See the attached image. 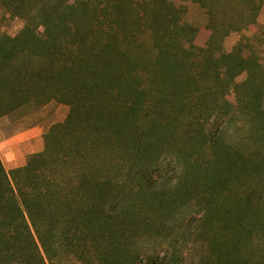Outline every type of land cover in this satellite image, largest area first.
Here are the masks:
<instances>
[{
    "label": "trees",
    "instance_id": "obj_1",
    "mask_svg": "<svg viewBox=\"0 0 264 264\" xmlns=\"http://www.w3.org/2000/svg\"><path fill=\"white\" fill-rule=\"evenodd\" d=\"M181 1L208 45L172 0L1 2L0 118L69 112L0 156V264H264V65L223 50L264 0Z\"/></svg>",
    "mask_w": 264,
    "mask_h": 264
},
{
    "label": "rangeland",
    "instance_id": "obj_2",
    "mask_svg": "<svg viewBox=\"0 0 264 264\" xmlns=\"http://www.w3.org/2000/svg\"><path fill=\"white\" fill-rule=\"evenodd\" d=\"M0 0V32L11 36L16 35L24 26V21L20 18L10 15L3 7ZM77 2L78 0H70ZM177 7L184 5L186 7L185 19L188 23L198 28V34L195 44L206 46L209 44L210 31L206 29V16L204 11L191 1L182 2L181 0H172ZM242 43V52L246 56L250 53L258 55L261 63L264 65V5L258 15L257 22L254 25L228 35L223 42V50L231 52L233 48ZM246 75H240L237 80L243 81ZM230 100L234 95H228ZM69 112V106L50 101L42 107L34 106L23 107L2 118H0V144L8 140L18 138L24 135V142L19 141L13 144L10 149L16 147L19 161H27L29 155L40 152L44 148V133L55 123L65 120ZM21 144V145H19ZM0 156L2 153L0 151ZM26 163V162H25ZM8 169V168H7ZM10 171V169H8Z\"/></svg>",
    "mask_w": 264,
    "mask_h": 264
},
{
    "label": "crops",
    "instance_id": "obj_3",
    "mask_svg": "<svg viewBox=\"0 0 264 264\" xmlns=\"http://www.w3.org/2000/svg\"><path fill=\"white\" fill-rule=\"evenodd\" d=\"M19 141L24 142V135H20L18 138L8 140V141L0 144V151L2 153L1 158H2V161H3L6 169L8 168L11 170V169L25 165L26 158L24 159V161H19L20 159H15L17 156V153H18V152H16L17 151L16 147H13L12 149H10V147L13 144H15V143L17 144ZM19 145H21V144H19Z\"/></svg>",
    "mask_w": 264,
    "mask_h": 264
}]
</instances>
